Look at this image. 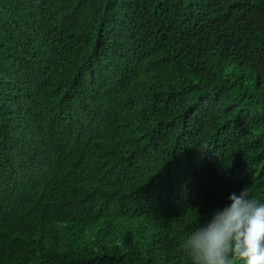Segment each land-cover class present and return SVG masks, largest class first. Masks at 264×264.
I'll list each match as a JSON object with an SVG mask.
<instances>
[{
  "label": "trees",
  "instance_id": "obj_1",
  "mask_svg": "<svg viewBox=\"0 0 264 264\" xmlns=\"http://www.w3.org/2000/svg\"><path fill=\"white\" fill-rule=\"evenodd\" d=\"M245 188L264 0H0V264H191Z\"/></svg>",
  "mask_w": 264,
  "mask_h": 264
},
{
  "label": "clouds",
  "instance_id": "obj_2",
  "mask_svg": "<svg viewBox=\"0 0 264 264\" xmlns=\"http://www.w3.org/2000/svg\"><path fill=\"white\" fill-rule=\"evenodd\" d=\"M229 200L182 240L180 250L191 264H264V202L248 188Z\"/></svg>",
  "mask_w": 264,
  "mask_h": 264
}]
</instances>
